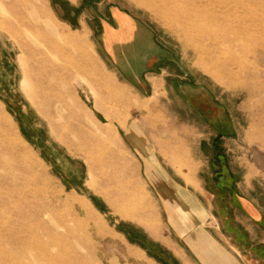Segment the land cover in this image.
Returning a JSON list of instances; mask_svg holds the SVG:
<instances>
[{"label":"rangeland","instance_id":"1","mask_svg":"<svg viewBox=\"0 0 264 264\" xmlns=\"http://www.w3.org/2000/svg\"><path fill=\"white\" fill-rule=\"evenodd\" d=\"M173 1L50 0L73 38L74 74L56 93L53 81L67 73L49 66L61 61L49 55L55 27L43 2L29 43L0 44L15 54L0 55V264H175L141 229L157 211L135 133L180 183L214 190L215 168L227 166L264 205V0ZM111 6L139 18L171 54L147 59L139 81L104 51L94 14L107 20ZM191 9L205 12L204 27L211 14L217 47L196 36ZM119 58L140 71L137 55Z\"/></svg>","mask_w":264,"mask_h":264},{"label":"crops","instance_id":"2","mask_svg":"<svg viewBox=\"0 0 264 264\" xmlns=\"http://www.w3.org/2000/svg\"><path fill=\"white\" fill-rule=\"evenodd\" d=\"M64 1L74 7L78 3V0ZM42 2L49 11L55 27L52 40L56 46L54 50L50 49L49 55H55L61 61L57 63L49 59L51 63H55L49 66L64 68L67 73L59 75L60 78L57 77L53 81L54 89L50 93H56L58 82L66 83L74 74L73 38L72 34L66 31L68 27L57 20V17L61 18V14L55 6H52L50 0H0V44L7 41L15 45L29 43V39L26 38L28 31L31 28L40 29L41 27ZM88 11L96 12V9L88 5ZM108 14L107 20L97 14L94 16L100 20L104 51L113 62H118L124 76L139 81L145 76L143 70L147 59L150 57L164 59L171 55L158 45L154 33L139 18L116 6L109 7ZM119 15H122L129 23L134 40L117 41L114 54L103 43V35L108 29L118 34L124 33L125 27L120 23ZM78 24L82 30L83 28L88 30L83 20H80ZM5 28H10L13 35L25 38L12 40L4 31ZM5 50L6 52L1 47L0 55L8 57L15 55L11 48L5 47ZM57 55H64V57H57ZM120 55H137L141 62L140 71L137 74L128 71L122 66ZM169 61L172 60L169 59ZM34 72L45 77L41 70L35 68ZM88 72L84 70V73L79 75L83 76ZM48 75L51 76L49 67ZM78 100V98L75 100L76 104ZM80 103L79 100L80 109L85 110ZM134 140L138 149L137 155L141 160L143 179L157 211L156 217H149L150 225L147 224L141 229L150 242L161 250L160 252L171 254L175 264H264V205H259L243 193L242 182L234 183L233 181L235 173L227 166L219 170L215 168L214 190L207 187L202 180L199 181V185L182 184L163 169L147 142L137 133ZM259 231L262 240L258 238Z\"/></svg>","mask_w":264,"mask_h":264},{"label":"bare ground","instance_id":"3","mask_svg":"<svg viewBox=\"0 0 264 264\" xmlns=\"http://www.w3.org/2000/svg\"><path fill=\"white\" fill-rule=\"evenodd\" d=\"M160 1H162V3L163 2H165V0H160ZM175 2H176V0H174ZM173 1V2H174ZM178 2V1H177ZM184 2V1H183ZM188 3V2H187ZM175 4V3H174ZM174 4H172L173 6H174ZM164 5V4H163ZM167 5V4H166ZM165 5V6H166ZM178 5V4H177ZM183 5V4H182ZM192 5V4H191ZM165 6H163V7H165ZM172 6V7H173ZM163 7H162V9H163ZM182 8H183V6H181ZM190 7V6H189ZM184 9V8H183ZM182 9V10H183ZM180 10V9H179ZM181 10V11H182ZM199 10V9H198ZM162 11V10H161ZM165 11V10H164ZM168 11V10H167ZM174 11V10H173ZM177 11V10H176ZM181 11H179L178 13H180ZM190 11V10H189ZM171 13V12H170ZM184 13V12H183ZM187 13V12H186ZM182 14V13H181ZM204 14H205V12H203L202 10L201 11H198V12H196L195 10H193L192 11V9H191V12L190 13H187V15H185V16H187L188 17V22H189V20H191V23H190V25H192V27L194 28V30L196 31V36H198V37H208L209 39H210V43H211V48H213V47H217V45H218V43L217 42H219V41H216L217 39L215 38V35H213V32H212V28H214V20H213V18L211 17V14H209L210 15V20H209V23H210V21H211V23H212V25L210 26V27H204V26H202L200 23H199V21L200 22H202L201 21V19L202 18H204V17H206V15L204 16ZM175 15H176V12H175ZM204 16V17H203ZM184 17V16H183ZM184 19V18H183ZM184 23V22H183ZM191 27V26H190ZM216 30V29H215ZM177 32V31H176ZM182 32V31H181ZM217 33H218V31H216ZM220 33V32H219ZM218 35V34H217ZM216 35V36H217ZM221 35V34H220ZM185 36H186V34H185ZM219 36V35H218ZM226 36H228V35H226ZM226 36H222L221 37V41L224 43V44H226V43H229V44H231L230 43V39L228 38V37H226ZM220 37V36H219ZM180 39H181V36H180ZM216 39V40H215ZM219 40H220V38H219ZM217 54V53H216ZM222 54V53H221ZM233 55V54H232ZM200 56V55H199ZM217 56V55H216ZM220 56V55H219ZM218 56V57H219ZM225 58V57H224ZM232 61V60H231ZM225 66H227V65H224V68H227V67H225Z\"/></svg>","mask_w":264,"mask_h":264},{"label":"flooded vegetation","instance_id":"4","mask_svg":"<svg viewBox=\"0 0 264 264\" xmlns=\"http://www.w3.org/2000/svg\"><path fill=\"white\" fill-rule=\"evenodd\" d=\"M118 18H119L120 23L125 27L124 33L118 34V33L114 32L112 29H108V30H105V33L103 35V43L105 44L106 48L114 54L116 53L115 43L117 41H119V40H123V41L134 40L133 35L130 33L129 23L126 21V19H124V17L122 15H119ZM216 126H218L219 128L225 129L226 124L222 120L218 119V121L216 122Z\"/></svg>","mask_w":264,"mask_h":264}]
</instances>
